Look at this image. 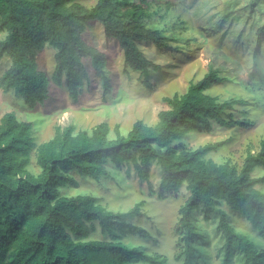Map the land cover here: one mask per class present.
<instances>
[{"label": "trees", "instance_id": "trees-1", "mask_svg": "<svg viewBox=\"0 0 264 264\" xmlns=\"http://www.w3.org/2000/svg\"><path fill=\"white\" fill-rule=\"evenodd\" d=\"M149 9L147 0H96L92 6L81 0H0V33L4 34L0 38V61L9 60L0 75V89L21 98L30 109L49 99L51 82L65 84L74 101L84 83L94 77L108 89L107 55L84 37L92 21L100 22L105 38L120 47L124 67L138 72L145 85H150L149 74L162 66L147 58L141 44H153L167 52L179 46L172 48L169 43L173 32L168 35L152 25L154 12ZM244 11L234 12L232 20H238ZM176 27L182 29L177 25L172 29ZM256 32L262 37L264 26ZM45 45L53 50L50 78L36 58ZM253 59L259 67L255 55ZM224 81L235 79L218 68L209 69L200 80L190 81L185 92L162 99L169 108L157 113L155 124L137 120L126 135L119 133L117 125L110 135L104 121L80 130L74 125H55L53 136L36 147L31 122L19 120L12 112L0 115V264L163 261L160 254L150 255L141 245L137 249L121 239L131 231L148 234L141 226L124 220L128 214L141 213L143 200L128 212H114L95 195L59 191L78 184L74 174L98 181L110 176L109 169L119 183L130 166L159 199L186 189L188 195L178 210L183 264H208L205 248L209 234L195 221L196 211L222 236L219 253L225 264L237 252L243 255L245 264H264L263 243L259 240L254 245L229 219L230 215L245 217L251 231L264 238V192L258 188V184H264V175H252L255 168L264 167V139L256 153L246 151L240 166L229 158L220 162L208 158L230 138L196 148L182 141L188 132L210 131L213 123L250 125L249 120L242 123L229 112L233 104L243 100L241 97L224 100L206 92ZM237 81L247 86L248 80L238 77ZM32 151L38 172L28 169ZM153 165L160 172L156 190L149 180ZM94 222L107 238H91Z\"/></svg>", "mask_w": 264, "mask_h": 264}, {"label": "rangeland", "instance_id": "rangeland-1", "mask_svg": "<svg viewBox=\"0 0 264 264\" xmlns=\"http://www.w3.org/2000/svg\"><path fill=\"white\" fill-rule=\"evenodd\" d=\"M95 1L81 0V3L92 6ZM147 1L150 3V12H154L152 25L164 30L165 34L173 32V39L169 43L172 48L179 46L178 50L167 52L157 49L153 44H141L147 58L162 66L149 74L150 85H145L144 77L138 72L124 67L120 47L115 41L105 38L100 22L92 21L88 22L84 37L107 55L108 89H104L100 78L94 77L90 82L84 83L81 94L74 101L65 84L56 85L51 82L49 99L34 109L28 108L13 93H4L0 89V115L12 112L19 120L31 122L36 147L53 136L55 125H74L76 130H80L90 129L104 121L110 128V135H113L115 125L119 127L121 135H126L137 120H142L147 125L155 124L157 113L169 108L162 100L164 97L185 92L190 81L196 82L209 69L218 68L219 72L235 81L214 84L206 92L224 100L241 97L243 100L233 104L234 107L229 112L242 123L249 120L250 125L233 124L230 127L213 123L210 131L188 132L182 141L186 146L196 148L207 142L230 138L225 145L210 153L208 158L216 162L229 158L240 166L246 151L249 149L251 153H256L264 139V71L261 73L264 69V34L260 37L256 32L264 26V0ZM242 9L245 11L241 17L233 21L234 12ZM176 25L182 29H172ZM239 33L241 38L238 37ZM3 35L0 33V38ZM52 54L51 47L45 45L36 55L40 69L49 78L54 67ZM254 55L259 60V67L255 66ZM8 65L7 58L0 61V75ZM238 77L248 80L246 87L237 81ZM34 156L35 152L32 151L28 169L38 172ZM129 169L124 177L119 178V183L112 177V169H109L108 178L98 181L74 174L78 184L59 191L66 195H95L107 210L114 212H128L136 202L143 200L141 213L128 214L124 220L141 226L148 234L145 236L131 231L122 235V241L131 243L137 249L141 247L150 255L160 254L163 261L159 259L158 264H183L178 210L188 195L186 189L182 187L174 196L159 199L155 193L151 194L146 181L139 179L131 166ZM252 175L263 176L264 167L255 168ZM159 176L158 167L153 165L149 180L154 190ZM258 188L264 192V184H258ZM223 208L227 209L224 205ZM194 214L195 221L209 234V243L205 248L209 254L208 264H225L219 253L223 244L222 236L198 211ZM229 219L234 228L247 235L254 245L259 240L264 245V238L251 231L245 217L230 215ZM94 225L95 230L90 234L92 239L108 237L103 235L97 222ZM228 264H245L243 255L235 253Z\"/></svg>", "mask_w": 264, "mask_h": 264}]
</instances>
